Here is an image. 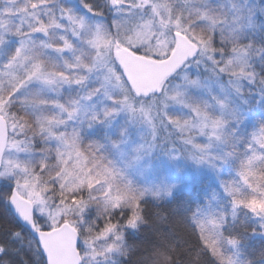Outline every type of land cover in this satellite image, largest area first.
I'll return each instance as SVG.
<instances>
[{
	"label": "snow or ice",
	"instance_id": "obj_1",
	"mask_svg": "<svg viewBox=\"0 0 264 264\" xmlns=\"http://www.w3.org/2000/svg\"><path fill=\"white\" fill-rule=\"evenodd\" d=\"M0 264H264V0H0Z\"/></svg>",
	"mask_w": 264,
	"mask_h": 264
}]
</instances>
